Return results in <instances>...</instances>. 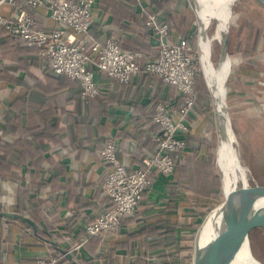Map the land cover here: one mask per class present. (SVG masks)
Segmentation results:
<instances>
[{"label": "crops", "instance_id": "1", "mask_svg": "<svg viewBox=\"0 0 264 264\" xmlns=\"http://www.w3.org/2000/svg\"><path fill=\"white\" fill-rule=\"evenodd\" d=\"M185 5L186 0H95L91 35L102 43L115 37L122 48L140 54L138 62L145 68L147 61L159 55V27L170 28V43L188 37L191 28ZM24 7L25 0H17L2 11L13 15ZM26 7L35 13L38 28L62 26L50 18L45 6ZM99 86L98 95L86 103L80 80L54 72L37 48L0 31V156L11 170L8 176L0 174V184H9L13 198L15 188H21L17 209L9 211L40 226L38 232L32 227L23 230L20 221L2 218L1 263L34 264L48 257L55 248L40 235L48 232L56 239L54 234H62L58 241L77 249L84 264H157V248L151 245L152 237L146 236L152 234L149 225H155L154 229L169 218L168 186L175 173L168 178L156 176L136 216L125 220L118 234L111 232L81 243L87 226L111 207L103 189L111 170L102 157L104 146L114 139L118 159L129 171L145 168L159 151L154 136L161 126L153 121L155 106L163 101L178 108L180 92L145 69L126 83L103 73ZM209 118L204 113L185 117L187 151L196 157L206 156L207 144H213L207 132ZM179 170L186 196L196 195L189 186L186 162ZM28 199L37 203L36 211L30 209ZM187 204L182 206L183 215ZM132 235L135 238L130 239ZM70 239L81 246L74 249Z\"/></svg>", "mask_w": 264, "mask_h": 264}, {"label": "built area", "instance_id": "2", "mask_svg": "<svg viewBox=\"0 0 264 264\" xmlns=\"http://www.w3.org/2000/svg\"><path fill=\"white\" fill-rule=\"evenodd\" d=\"M16 3L17 0H0V31L21 38L29 46L37 48L54 72L80 80L85 97L93 98L99 93L103 73L126 83L141 71L138 52L122 48L115 37L108 38L104 43L92 37L95 0H25V7L18 13L6 15L2 11L5 5ZM27 5L45 6L50 18L62 26L38 28L37 17ZM158 31L159 55L146 62L145 70L176 86L181 104L178 108L163 101L156 104L153 121L161 126V132L154 137L159 151L150 157L145 168L129 171L118 159L115 140L110 139L105 145L102 157L111 165V170L103 189L111 207L102 211L87 226V236L81 244L90 236L103 237L109 232L118 231L123 216L136 215L144 192L154 185L156 176H172L177 165V154L189 148L184 137L188 131L185 117L198 114L195 77L199 66L195 48L187 41H167L170 31L167 25L159 27ZM176 114H179L178 118ZM34 264H57V259L44 257Z\"/></svg>", "mask_w": 264, "mask_h": 264}, {"label": "rangeland", "instance_id": "3", "mask_svg": "<svg viewBox=\"0 0 264 264\" xmlns=\"http://www.w3.org/2000/svg\"><path fill=\"white\" fill-rule=\"evenodd\" d=\"M185 15L186 20L190 23L189 28H193V32L188 30V37L195 44V56L197 58L199 70L206 89H202L204 97L200 95L198 86L197 113L210 117L208 136L215 147V170L220 178V182L216 187L219 193L214 195V200L208 201L211 208L208 213L224 199L222 188V171L218 166L217 152L219 139L221 135V125L216 113L215 101L212 95L211 87L206 77L203 63L201 60L199 43L201 37V19L199 15V2L197 0H186ZM229 22V55L232 59V67L230 78L228 80L227 89L225 82V98L228 97V108L234 118L233 126L236 137V143L239 151V157L242 164L247 169L249 176V185L264 184V6L257 0H235L230 10ZM208 24L207 34L212 38L211 56L214 65L219 66L222 53V45L214 35L217 29V21L211 18ZM251 28L247 31L246 28ZM193 35H190V34ZM244 51L252 52L253 55L245 57ZM251 180V181H250ZM242 183L238 184L241 187ZM21 188L14 190V198L12 190H9V184H0V210H16L17 204L21 201ZM187 209L184 211L187 222L193 223L199 219L200 224L195 230H191L186 236V244H189L191 253L195 245L196 234L205 216L199 218L198 200L196 195L191 194L187 201ZM23 230H28L24 228ZM30 230V229H29ZM58 239L62 234H54ZM58 235V236H57ZM74 249L77 244L70 239ZM79 246V244H78ZM250 246L253 255L264 264V229H257L250 234ZM73 249V248H70ZM77 251V249H75ZM74 253L77 256L76 251ZM241 264L247 263L246 250L243 247L240 251ZM54 256L53 251L48 257ZM78 257V256H77ZM165 257L155 255L154 259L157 264H161ZM167 258V257H166ZM165 258V259H166Z\"/></svg>", "mask_w": 264, "mask_h": 264}, {"label": "water", "instance_id": "4", "mask_svg": "<svg viewBox=\"0 0 264 264\" xmlns=\"http://www.w3.org/2000/svg\"><path fill=\"white\" fill-rule=\"evenodd\" d=\"M257 1L264 6V0ZM221 45L220 63L224 53L229 54V27ZM212 95L216 103L213 92ZM228 100L226 97V103ZM218 119L229 136L234 134V118L228 103L225 114L218 116ZM0 217L25 222L36 232L40 230L34 220L16 211L0 210ZM257 229H264V184L236 186L224 194L223 201L205 216L198 228L192 264H236L245 242L250 241V234ZM46 240L74 264H84L73 250L63 246L54 236Z\"/></svg>", "mask_w": 264, "mask_h": 264}, {"label": "trees", "instance_id": "5", "mask_svg": "<svg viewBox=\"0 0 264 264\" xmlns=\"http://www.w3.org/2000/svg\"><path fill=\"white\" fill-rule=\"evenodd\" d=\"M166 1L175 2V3L178 2V0H166ZM191 29L192 30H190V32H193V28ZM246 30L250 32L251 28L248 27L247 25ZM190 35L193 34L191 33ZM191 40H192V36L191 38L185 37V39H183L182 41H187L188 43L195 46V44L192 43ZM243 55L247 57L253 55V53L244 51ZM47 66L49 67L48 64ZM143 69L145 68L141 67V70ZM198 86L199 87L202 86L200 88V95L204 97L205 94L202 93L203 91L201 92V90L206 89V86L204 85L203 77L200 71L197 72L195 77V87L198 88ZM83 98L86 101V103L89 102L91 99H93V98H87L84 95ZM207 146L210 149L209 153L206 156H203L202 158L196 157L192 152L189 151H185L182 152L181 154L180 153L177 154V165L174 172L176 178L168 186V192L170 195L167 204V207L170 209L168 213L169 218L162 221L160 224L156 225L154 229H151V227H154L155 225L151 224L148 226V231L149 229L152 230V234L148 233L146 238L148 236H151L153 239L151 245L157 248L158 251L157 253L165 258L167 257L166 259L164 258L161 264H192L193 254L191 253L190 247H188L189 244H186L185 240H186V236L189 235L190 231L195 230V228L199 226L200 221L199 219H197L193 223H191V222H187L185 216L183 217L182 206L184 205L185 202L188 201L189 198L186 196L184 192L183 181L181 180L180 172H179L180 171L179 166L182 162H186V164L188 165L190 171L189 186L190 189L196 193V199L199 202L198 211H200L198 216L199 218H202V216H205L208 213V210L212 206L211 204H209L208 201L214 200L213 199L214 195L219 193V190L216 187V185H218L220 182V178L216 174V170H215V158H216L215 147L211 144H207ZM15 171L17 172V170ZM9 173H11V170L7 167V164L5 163V158L3 156H0V174L3 176H8ZM146 193L144 192L139 202V207ZM27 203L30 209L34 211H36V209L38 208L37 203H33L29 199ZM20 211L22 210L20 209ZM135 216L136 215L123 216L121 219L120 229L118 231H115L114 233L118 234L122 230V223L125 220H130L131 218H134ZM1 220L2 218L0 217V221ZM20 222L24 226V228L28 230L31 229V226L29 224L22 221ZM109 234L112 233L109 232L101 238H104ZM40 235L47 239L50 237V233L48 232H40ZM95 237L97 236H90L89 239ZM133 238H135L133 235L130 236V239ZM89 239L87 241H89ZM193 252H194V247H193ZM53 254L54 256L57 257V264L69 262V259L60 250L53 249Z\"/></svg>", "mask_w": 264, "mask_h": 264}, {"label": "bare ground", "instance_id": "6", "mask_svg": "<svg viewBox=\"0 0 264 264\" xmlns=\"http://www.w3.org/2000/svg\"><path fill=\"white\" fill-rule=\"evenodd\" d=\"M199 2V15L202 22V35L200 37L199 49L204 71L208 83L215 96L217 115L225 114V82L226 89L230 78L232 59L229 54L224 53L219 67L215 66L211 56L212 38L208 36L207 29L211 18L217 21V29L214 35L220 44L224 42L229 22L230 10L235 0H197ZM230 16V17H229ZM211 23V22H210ZM217 152L218 166L222 171V188L224 194L233 190L241 182L242 185H249V176L246 167L240 160V155L236 143L235 132L229 136L226 129H222ZM251 181V180H250ZM246 250L247 263L262 264L252 253L250 241H246L244 246ZM241 254V253H240ZM238 256L236 264H241V256Z\"/></svg>", "mask_w": 264, "mask_h": 264}]
</instances>
